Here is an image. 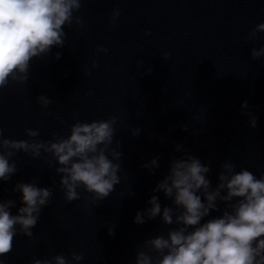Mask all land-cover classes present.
Listing matches in <instances>:
<instances>
[{
  "label": "water",
  "instance_id": "1",
  "mask_svg": "<svg viewBox=\"0 0 264 264\" xmlns=\"http://www.w3.org/2000/svg\"><path fill=\"white\" fill-rule=\"evenodd\" d=\"M262 22L264 0H81L72 25L64 27V46L33 58L26 81L10 80L0 88V131L2 138L47 146L69 136L78 121L115 118L106 154L112 159V150L121 152L119 161L113 160L121 166V182L104 200L94 201L81 186L80 198L68 202L51 152L41 148L33 158L31 151H16L10 162L17 171L0 181V201L14 200L16 214L22 206L21 194L13 191L18 182L53 194L31 237L17 226L12 250L0 256V264L35 259L55 264L56 255L67 264H135L137 252L146 251L145 240L175 227L163 225L160 217L141 225L133 219L150 207L152 195L162 207L172 206L153 189L185 150L210 164L213 188L226 160L236 171L248 169L259 178L264 173V56L252 59L251 51L264 46V32L255 39L249 34ZM40 96L51 103L44 106ZM28 129L38 136H28ZM135 129L140 131L134 136ZM156 157L158 168L143 167ZM218 208L201 223L220 217L224 204ZM73 253L83 259L74 260Z\"/></svg>",
  "mask_w": 264,
  "mask_h": 264
},
{
  "label": "clouds",
  "instance_id": "2",
  "mask_svg": "<svg viewBox=\"0 0 264 264\" xmlns=\"http://www.w3.org/2000/svg\"><path fill=\"white\" fill-rule=\"evenodd\" d=\"M80 7L81 0H0V88L6 87L10 80L26 81L33 58L49 53L54 46H64V27L72 25L73 13ZM118 15L115 10L113 16ZM75 22L79 25L80 18L76 17ZM260 32H264V22L252 29L249 39H255ZM98 50L107 52L105 48ZM61 55L57 52L55 58L59 60ZM169 55L165 53V58ZM261 56L264 46L252 49V59ZM38 99L44 106L51 103L44 96ZM243 107H247V101ZM115 123V118L78 121L72 125L69 136L49 141L47 146L43 141L29 143L2 138L0 131V149L7 150L0 151V181L7 182L16 173L15 162H10L16 151H31L35 158L43 148L60 165L56 171L63 174L60 184L66 189L68 202L80 198L77 188L81 186L94 194V201L104 200L121 182L118 175L121 166L119 162L113 163L119 161L121 152L112 150V159L106 154L113 141ZM250 126H256V117L251 118ZM26 131L30 137L38 136L35 130ZM139 131L132 130V134L138 135ZM182 148L176 145L177 151ZM158 160L159 157L153 158L143 167L152 171L159 167ZM220 169L213 188L207 178L210 164L202 163L186 150L184 157L170 162L168 174L153 192H163L172 206L162 207L158 196L152 195L147 201L150 207L138 210L133 222L141 225L160 217L163 225L175 227L145 240L146 251L137 252L135 264H264V173L257 178L248 169L236 171L231 160L221 164ZM13 191L21 194L22 206L13 214L11 209L16 202L0 201V256L11 252L17 226L23 235L32 236L31 229L38 223L41 208L53 194L50 188L32 182H18ZM219 204H224L222 215L201 223L211 212L219 210ZM108 234H114L111 228ZM150 253H155V257ZM72 257L76 261L83 259L76 253ZM53 260L55 264H67L63 255H56ZM33 264L53 262L35 259Z\"/></svg>",
  "mask_w": 264,
  "mask_h": 264
}]
</instances>
